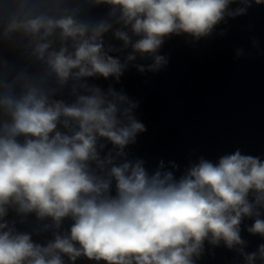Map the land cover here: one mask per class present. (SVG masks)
<instances>
[{"label": "clouds", "instance_id": "1", "mask_svg": "<svg viewBox=\"0 0 264 264\" xmlns=\"http://www.w3.org/2000/svg\"><path fill=\"white\" fill-rule=\"evenodd\" d=\"M253 3L264 0H0V264H196L205 242L264 264V244L249 253L241 237L251 218L264 238V160L237 149L179 178L173 161L149 172L126 151L146 131L139 102L89 83L160 71L166 39L209 37ZM30 216L32 231L17 227Z\"/></svg>", "mask_w": 264, "mask_h": 264}]
</instances>
